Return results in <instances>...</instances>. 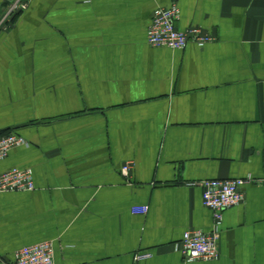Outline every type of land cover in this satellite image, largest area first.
<instances>
[{"label": "crops", "instance_id": "0c3cea01", "mask_svg": "<svg viewBox=\"0 0 264 264\" xmlns=\"http://www.w3.org/2000/svg\"><path fill=\"white\" fill-rule=\"evenodd\" d=\"M173 2L178 28L215 39L150 45ZM6 129L28 143L0 173L30 169L35 188L0 191V264L42 241L55 264H264V0H30L0 31ZM209 178L250 180L218 256L187 261L184 232L213 225Z\"/></svg>", "mask_w": 264, "mask_h": 264}, {"label": "built area", "instance_id": "2783aa9c", "mask_svg": "<svg viewBox=\"0 0 264 264\" xmlns=\"http://www.w3.org/2000/svg\"><path fill=\"white\" fill-rule=\"evenodd\" d=\"M30 0H10L0 11V31L12 25L15 18L27 9ZM180 9L176 2L167 7H157L147 29V42L155 47L183 49L190 42L203 46L215 39L197 26L180 29L176 25ZM27 140L14 131L0 134V160L4 159L14 146L27 144ZM133 163L127 161L122 173L130 175ZM250 179L209 178L199 181L202 204L211 210L212 228L208 231L188 229L180 241V250L187 261L211 260L218 256V238L223 212L243 200L242 185ZM35 183L30 169L12 168L0 173V191L33 190ZM147 205H135L133 213L145 214ZM150 256L149 252L138 254V258ZM14 264H55L54 246L51 241L26 245L15 252Z\"/></svg>", "mask_w": 264, "mask_h": 264}, {"label": "trees", "instance_id": "16d2710c", "mask_svg": "<svg viewBox=\"0 0 264 264\" xmlns=\"http://www.w3.org/2000/svg\"><path fill=\"white\" fill-rule=\"evenodd\" d=\"M11 130H8V129H6V130H3V131H0V134H5V133H8V132H10Z\"/></svg>", "mask_w": 264, "mask_h": 264}]
</instances>
